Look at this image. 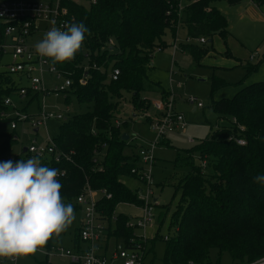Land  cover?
Segmentation results:
<instances>
[{
  "label": "trees",
  "instance_id": "16d2710c",
  "mask_svg": "<svg viewBox=\"0 0 264 264\" xmlns=\"http://www.w3.org/2000/svg\"><path fill=\"white\" fill-rule=\"evenodd\" d=\"M13 0H0L9 2ZM243 0H194L186 7L183 22L191 39L218 35L225 38L226 18L214 7L217 2L229 6ZM262 5L264 0H250ZM80 5L73 0H61L68 9L73 23L83 21L89 28L81 49L71 61L57 63V69L73 80L65 105L70 106L72 97L78 105L90 107L83 114L68 118L54 137L58 151L70 155V161H41L42 166L65 171L57 177L61 183V198L78 211L74 200L87 184L92 190L105 189L111 199L98 203V210L108 223L120 204L141 206L137 192L121 182L122 178H134L132 169L138 164V150L122 140L124 133L116 126L119 101L122 93L130 95V103L136 112L151 109L144 93L160 91L162 99L168 93L158 81L149 78L152 57L157 49H163V37L167 30L174 35L177 2L166 4L163 0H95ZM171 9V14L166 15ZM112 40L114 46H109ZM211 45L199 48L186 45L185 51L195 66L208 54ZM1 58V55H0ZM264 57L255 65L246 67V76L256 72ZM87 63L89 79L84 86L78 81ZM96 66L94 70L92 66ZM119 70L116 81L109 74ZM245 76V77H246ZM229 86L213 77L210 83V107L228 126L215 129L192 147L177 152L173 162L176 168L188 172L175 187L172 200L178 191L180 198L169 220L168 239L160 235V224L153 240L148 242L149 254L155 258L156 243L164 244L162 264H208L211 251H217V264L223 253L236 264H257L264 259V184L256 182L257 175H264V81L242 88L231 99L213 101V95ZM18 85L15 78L0 72V113L8 112L6 98L17 100ZM37 99L36 97L33 98ZM26 111V108H24ZM94 130L95 135L90 133ZM16 130L0 147V163L21 160L10 153L16 143ZM242 139L244 145L236 140ZM163 145L170 144L162 141ZM130 149L132 152L126 153ZM99 155H102L100 158ZM195 157L207 160L212 173L205 175L196 166ZM114 229L108 230L107 239L121 240L125 245L133 231L126 227L129 218L116 216ZM159 221V218H158ZM110 224V223H109ZM69 228L53 236L44 249L50 251L54 244L66 235ZM170 235V236H169ZM79 244L78 230L73 234V246ZM148 254V255H149ZM46 264V262L41 263Z\"/></svg>",
  "mask_w": 264,
  "mask_h": 264
},
{
  "label": "built area",
  "instance_id": "2783aa9c",
  "mask_svg": "<svg viewBox=\"0 0 264 264\" xmlns=\"http://www.w3.org/2000/svg\"><path fill=\"white\" fill-rule=\"evenodd\" d=\"M73 1L77 3L76 0ZM163 1L169 5L173 1L177 2L176 13L180 21L184 0ZM89 3L95 4V0H89ZM171 9L172 7L166 15L171 14ZM262 9L264 11V6ZM73 20L68 9L61 4V0L31 3L16 2L15 0L0 2V55L1 57L9 55L10 62L6 65V73L14 77L18 85L17 100L8 97L4 101V106L9 111L0 113V125L8 126L10 131L17 130L21 125H28L33 129L34 136H37L41 129L46 132L45 141L38 142L34 139L28 144L26 152L23 153L26 159L38 157L40 161L60 163L65 160L71 162L70 155L73 152L66 154L58 151L54 137L47 134L50 121H59L63 124L68 117L60 110L54 112L47 110L46 105L49 97L58 98L60 95L68 97L73 80L56 66L51 67L47 58H41L36 53L33 42L42 40L46 32L53 26L65 30V25L73 23ZM197 41L201 45L206 44L205 38H199ZM108 44L111 47L114 46L112 40ZM248 60L249 62L253 61L254 55H251ZM171 65L173 67V61ZM172 67L170 69L171 84L174 82ZM90 68L85 63L82 76L78 81L80 86H84L89 79ZM92 68L97 70L95 65ZM118 76L119 70L114 69L109 74V79L116 81ZM35 97L37 99L34 100ZM187 101L195 105L197 109L203 107L193 96L188 97ZM18 102L19 104H17ZM173 102L172 98H168L167 100H153L150 104L151 109L158 116L153 120L151 126L155 138L147 147H141L138 150V164L131 171L135 175L136 181L144 186V195L139 197L137 194L138 200L142 202L141 206L132 205L134 209L138 210L139 215L129 219L126 224V227L133 231L132 238L128 243L125 245L121 240H113L115 243L112 246L109 245L108 230L114 229L117 214H113L109 224L98 210V203L103 199H111V194L105 189L92 190L86 184L82 193L74 200L81 213L77 228L79 244L71 249H57L58 252L54 250L55 247L51 249L53 252L43 248L38 250V253L47 257L66 258L69 264H145V259L149 254L148 242L153 240L156 235L155 210L157 203L154 202L153 193V150L164 140L167 133L184 132L187 128L182 114L175 112ZM29 105L35 106L34 113L28 111ZM65 111L68 112L69 108H66ZM116 126H119L117 122ZM90 133L95 135L93 129ZM187 141L191 145L195 144L192 138H188ZM236 143L244 145L242 139L236 140ZM60 173L58 177L65 175V171ZM167 239L165 236L164 240ZM16 261L17 257H0V264H16Z\"/></svg>",
  "mask_w": 264,
  "mask_h": 264
},
{
  "label": "rangeland",
  "instance_id": "374dc122",
  "mask_svg": "<svg viewBox=\"0 0 264 264\" xmlns=\"http://www.w3.org/2000/svg\"><path fill=\"white\" fill-rule=\"evenodd\" d=\"M16 2H48L50 0H15ZM55 1V0H53ZM80 5H86L83 0H76ZM189 1V0H186ZM262 5H253L250 0H244L241 5L229 6L225 2L217 4V8L227 19V32L228 35L225 38H221L218 35L212 38L211 48L208 54L211 56H205L200 61V66H195L191 57L185 52L181 51V46L187 44L193 46L198 45L196 40L187 39V29L185 24H180L174 36L170 33H166L165 41L168 47L157 50L152 59L153 67L149 71V78L153 81H159L162 87L166 90L175 91L176 101L173 102L175 112L181 113L184 120L186 121L187 128L184 132H171L167 133L164 137L169 141L170 147L161 143L157 146L154 151L156 163L153 166V193L157 197L154 201L156 205L155 214V228L156 232L163 221L160 228V235L168 238V226L169 220L172 214L175 212L176 204L180 198V191L177 192L174 199L173 195L175 187L179 180L187 174V168H176L173 162L176 158L177 152L180 150L188 149L192 147L187 142V138L194 139L195 143L203 140L208 136L211 131L220 127L229 125L226 119L219 118L210 107L209 90L210 83L214 76H217L224 82L235 83L240 80L243 81L240 85H230L217 91L212 100L217 101L221 99H231L234 95L239 92L242 88L249 86L259 81H264V61L261 62L256 72L251 73L249 76L245 75L246 67L257 64L264 57V11ZM182 15H180V18ZM177 26V25H176ZM40 37V36H37ZM38 41H34L35 45ZM175 44V54L172 58V45ZM254 55V60L248 62L247 59L250 55ZM256 54V56H255ZM174 59L175 67L173 68L175 73L179 70H184V82H181L179 86L174 84L171 88L169 86V69L171 67V61ZM225 60L229 63L238 64L237 66L230 68H215L216 63L219 60ZM10 62L9 55H4L0 58V72H6V65ZM215 66V67H214ZM179 75V74H178ZM201 76V77H200ZM176 79H179L177 77ZM199 79H205V82H199ZM56 84V82H55ZM148 93H144L142 96L144 99L149 98ZM162 96V95H160ZM159 96V97H160ZM195 97L197 102L201 103L204 107L196 112L192 113V107L187 99L188 97ZM72 102L69 107V111L66 112V105H64L65 96L60 95L58 98L49 97L47 99V110L54 112L58 107L64 115L71 118L75 115L83 114L89 111L90 107L86 105H78L74 97L71 98ZM161 100L162 97L160 98ZM159 99V100H160ZM168 99V98H167ZM165 99V100H167ZM16 101V100H15ZM19 104V102L17 103ZM30 113L35 112V108L29 110ZM158 118L157 114L153 113L151 109L145 112H136L130 103V95L128 93H122V98L119 101L118 113L116 120L120 121L121 132L129 133L133 138L142 141L143 146L149 145L154 141L155 135L148 132L151 130L153 120ZM141 121L140 123H132L133 120ZM127 121V123H123ZM62 125L59 121H50L48 123V133L56 137L58 134V128ZM124 130V131H123ZM10 135L9 127L2 124L0 125V147L4 140ZM16 143L10 150V153L15 156H19L20 159L26 160L25 154L22 150L28 146L34 139L36 141H45L46 133L41 129L37 138L34 136L33 129L28 125H21L16 131ZM163 143L166 142V140ZM128 143V141H127ZM131 146V145H128ZM132 147V146H131ZM132 152L130 149L126 150V153ZM102 155H99L100 158ZM196 166L202 169V173L210 175L212 173L210 164L207 160H199L195 157ZM121 181L130 190L137 191L139 197L144 195V186L138 181L132 178H122ZM138 210L127 205H118L115 213H126L133 215ZM75 220L69 227L66 235L62 237L61 242L54 244V250L57 249H70V239L73 237L74 231L78 228L79 221L81 218L80 211H74ZM159 218V221H158ZM149 233V232H148ZM170 236V235H169ZM50 252H53L51 250ZM164 253V244L162 242L156 243L155 247V258L152 261L153 254H149L145 259V264H162L161 258ZM217 251H211L208 264H217ZM69 264L68 259L61 257H47L44 254L36 252L27 256H17L16 264ZM264 262L262 259L259 264ZM221 264H236L231 262L228 254L223 253L220 257Z\"/></svg>",
  "mask_w": 264,
  "mask_h": 264
},
{
  "label": "clouds",
  "instance_id": "9594fccd",
  "mask_svg": "<svg viewBox=\"0 0 264 264\" xmlns=\"http://www.w3.org/2000/svg\"><path fill=\"white\" fill-rule=\"evenodd\" d=\"M89 28L83 21L51 27L35 44L50 66L71 61L81 49ZM56 168L42 166L38 157L0 163V257L35 254L59 237L75 220L73 205L61 198ZM256 182L264 184V175Z\"/></svg>",
  "mask_w": 264,
  "mask_h": 264
},
{
  "label": "crops",
  "instance_id": "0c3cea01",
  "mask_svg": "<svg viewBox=\"0 0 264 264\" xmlns=\"http://www.w3.org/2000/svg\"><path fill=\"white\" fill-rule=\"evenodd\" d=\"M244 1V0H243ZM243 1L239 4V5H241L242 3H243ZM194 2V0H189V1H186V0H184L183 1V10L181 11V15H182V17L180 18L181 20H180V22L181 23H178V25L176 26V29H177V27L180 25V24H184L183 22L186 20V17L184 16V11L186 10V7H188L190 4H192ZM218 3H220V2H217V3H215L214 4V7L217 9V10H219L218 8H217V4ZM250 3H252L251 1H250ZM253 5H255L254 3H252ZM237 6V5H236ZM263 7H261V9H262ZM220 11V10H219ZM263 11V10H262ZM221 13V12H220ZM222 14V13H221ZM223 15V14H222ZM224 16V15H223ZM225 17V16H224ZM227 20V19H226ZM186 25V24H185ZM186 29H187V25H186ZM176 31V30H175ZM166 33H170L172 36H174L172 33H171V31L170 30H167L166 31ZM175 34V33H174ZM166 35V34H165ZM216 36V35H215ZM214 37V36H213ZM212 37V38H213ZM165 36L163 37V41H164V43H165V47L164 48H166V47H168V45H167V42L165 41ZM187 39L188 40H198V39H191L190 37H189V35H188V31H187ZM205 40H206V44L205 45H201L198 41V45H201V46H197V47H199V48H202V47H206V46H208V45H211L212 44V39H208V38H205ZM188 43H189V41H187ZM185 44V45H183V46H181V51L183 52V53H187V51H185V49H184V47H186V45H190V44ZM174 45L175 44H173L172 45V58H173V56H174V54H175V48H174ZM163 48V49H164ZM161 50V49H160ZM156 52V51H155ZM155 54V53H154ZM188 54V53H187ZM189 55V54H188ZM253 55V54H252ZM256 55V54H255ZM190 56V55H189ZM206 56H211V54H207ZM251 56V55H250ZM249 56V57H250ZM153 57H154V55H153ZM153 57H152V59H153ZM191 57V56H190ZM248 57V58H249ZM192 59V58H191ZM204 59V58H203ZM202 59V60H203ZM201 60V61H202ZM173 61V67H172V65H171V67H172V69L175 67L174 65H175V61H174V59L172 60ZM171 61V62H172ZM247 61L249 62V60L247 59ZM238 64H235V63H229V62H226L225 60H219L217 63H216V66L217 67H215V68H218V69H220V68H223V69H226V68H230V67H234V66H237ZM198 66H200V63H199V65ZM150 67H153V63H152V60H151V65H150ZM171 67H170V69H171ZM197 67V66H196ZM169 69V70H170ZM173 72H174V75L172 76V79L174 80V82L171 84L170 83V71H169V86H170V88L174 85V84H177V86H179L180 84H181V82H184V80H183V78L185 77L184 76V70H179V72L178 73H175V71H174V69H173ZM179 74V75H178ZM245 76H246V71H245V75H244V77L242 78V79H244L245 78ZM177 77H179V79H176ZM183 77V78H182ZM201 77V76H200ZM214 77H217V76H214ZM218 78V77H217ZM220 79V78H219ZM243 81H245V80H240V81H237V82H235V83H229L230 85H240ZM159 82V81H158ZM199 82H205V79H199ZM260 82V81H259ZM227 83V82H226ZM228 84V83H227ZM164 89V88H163ZM165 91H166V93H168V98H172L173 100H174V102L176 101V98L174 97L175 96V91L174 92H172V91H169V90H166V89H164ZM210 91V90H209ZM149 95H150V97L149 98H152V99H149V101H150V104H151V101H153V100H158V99H160L161 98V94H160V91H155V92H149L148 93ZM148 95V96H149ZM160 96V97H159ZM64 103H65V100H64ZM192 105V104H191ZM204 107V106H203ZM203 107L201 108V109H203ZM31 108H35V106L34 105H29V108H28V111L31 109ZM66 108H69L68 106H66ZM55 111H57V110H60L58 107H55ZM66 110V109H65ZM152 110V109H151ZM197 110H199V109H197L196 107H195V105H193V107H192V113H194V112H196ZM153 111V110H152ZM153 113H155L154 111H153ZM116 122L119 124V125H121V123H120V121H117L116 120ZM141 121H138V119L137 120H133L132 121V123H140ZM123 123H127V121H125V122H123ZM19 127V126H18ZM18 129V128H17ZM58 130H59V128H58ZM17 131V130H16ZM40 131V130H39ZM39 131H38V134H39ZM44 132H45V130H43ZM124 131V130H123ZM148 132L149 133H151V134H153V132H152V130H150L149 129V125H148ZM46 133V132H45ZM38 134H37V136H38ZM47 134H49L48 133V128H47ZM50 135V134H49ZM124 135H126V136H128V145H131L133 148H135V151H137V150H139L141 147H147V146H143L142 145V141L141 140H138L137 141V139L135 138H133V136L131 135V134H129V133H125L124 132ZM37 136H35L36 138H37ZM16 139V138H15ZM166 140V139H165ZM164 140V141H165ZM187 140H188V138H187ZM194 140V139H193ZM166 142L167 143H169V141H167L166 140ZM188 142V141H187ZM157 148V147H156ZM156 148L153 150V156H154V151L156 150ZM23 151V150H22ZM23 153V152H22ZM127 154H129V153H127ZM155 163H156V159H155V156H154V165H155ZM132 179H134V178H132ZM135 181H136V179H134ZM122 182V181H121ZM123 183V182H122ZM124 184V183H123ZM133 191V190H132ZM157 198V197H156ZM120 205H127V206H131L132 208H133V206L132 205H129V204H120ZM118 214H123V215H125V216H127L129 219H131V218H135V217H138V215H139V212H137V213H135V214H133V215H130V214H126V213H118ZM117 214V215H118ZM155 214H156V212H155ZM62 239V238H61ZM112 239V240H111ZM110 240H109V245H113L114 243H115V241H113V240H115L114 238H111ZM61 242V240L59 241V243ZM70 246H71V248L73 247V242H72V238L70 239ZM70 248V249H71Z\"/></svg>",
  "mask_w": 264,
  "mask_h": 264
},
{
  "label": "water",
  "instance_id": "95a60500",
  "mask_svg": "<svg viewBox=\"0 0 264 264\" xmlns=\"http://www.w3.org/2000/svg\"><path fill=\"white\" fill-rule=\"evenodd\" d=\"M122 140H123V141H127V140H128V136L123 135V136H122ZM22 152L25 153V152H26V148H24ZM156 200H157V198L155 197V198H154V201H156ZM261 264H264V262H262Z\"/></svg>",
  "mask_w": 264,
  "mask_h": 264
}]
</instances>
